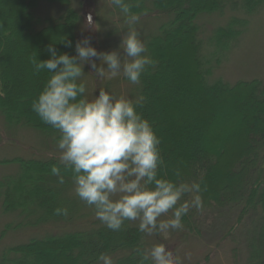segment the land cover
<instances>
[{"label": "trees", "instance_id": "obj_1", "mask_svg": "<svg viewBox=\"0 0 264 264\" xmlns=\"http://www.w3.org/2000/svg\"><path fill=\"white\" fill-rule=\"evenodd\" d=\"M47 1L68 7L42 25L41 0H0V144L9 127L27 126L54 144L66 141L78 155L74 161L49 154L9 161L20 168L0 177V206L11 216H2L9 222L0 241L12 231L62 230L5 247L0 264H154L142 228L149 216L161 238L152 204L177 215L184 235L194 232L191 217L197 210L235 216L224 239L246 241L231 248L233 263L264 264V81L209 83L213 65L204 54L209 46H217L216 55L220 47L229 48L248 25L243 15L264 0H109L121 21L143 14L170 18L147 43L144 66L100 84L114 164L144 207L121 212L114 211L105 180L91 162L107 153H96L88 87L80 79L81 11L72 0ZM227 7L239 15L216 27L211 40L200 37V15L222 14ZM120 79L132 82L135 96L123 112V128L112 118L104 92ZM82 185L92 189L94 204L79 200ZM128 214L142 222L127 224Z\"/></svg>", "mask_w": 264, "mask_h": 264}, {"label": "rangeland", "instance_id": "obj_2", "mask_svg": "<svg viewBox=\"0 0 264 264\" xmlns=\"http://www.w3.org/2000/svg\"><path fill=\"white\" fill-rule=\"evenodd\" d=\"M71 6L81 11L79 40L84 57L81 59L80 79L88 87L86 102L91 115L90 125L96 139V153L100 151L107 153V155L94 156L91 162L96 164V169L100 170L105 180L107 198L114 204V211L121 212L125 207L132 205H137L138 209L143 210L144 207L137 192L126 182L124 172L114 164L115 159L110 148L112 130L110 119L103 109L100 84L103 85L107 79L119 81L123 73L124 76L130 77L132 73L144 66L148 61L147 43L152 36L158 33L161 25L170 18L166 15L158 17L143 14L132 20H126L127 22L122 20V22L117 16L113 17L112 4L109 0H72ZM67 7V5L41 0L38 9L39 16L44 17L41 24L44 25L45 21L47 23V21L57 20ZM237 13L239 15V11L227 7L222 14L200 15L198 18L202 31L200 37L203 39L209 37L211 40L214 29L225 25L230 16ZM243 16L248 20V25L229 48L220 47L221 52L218 55H216L217 46L215 45L209 46L208 51L204 49L207 61L213 65V74L208 77L209 83L219 79L229 83L254 78L264 81V5L255 12ZM120 82L113 85L110 90L104 88V92L107 95V104L112 110V118L123 128L125 122L123 112L135 96L132 82L131 84L124 83L122 79ZM11 127L6 129L9 137H6L0 144V177L18 171L19 164L9 163L16 158L29 159L45 157L49 154L74 161L73 154L78 155L77 151L71 150L66 141L54 144L52 140L43 137L39 130L27 126ZM77 192L81 197L79 200L85 206L94 204L90 187L82 185ZM77 192H73L72 195ZM150 208L158 218L161 238L156 237V229L149 216L143 218L142 222L141 219L133 218L128 214L123 221L131 225L132 222L138 224L142 222L146 242L150 246V257L154 264H196L197 262L234 264L231 248L235 245L243 246L246 241L245 236L224 239L235 216L220 217L216 208L195 211L191 217L195 230L185 235L179 228L177 215L171 211H164L156 204H152ZM185 208L189 210L188 207ZM2 216L5 215L0 206V230L4 229L9 222L2 220ZM103 217L111 218L110 215ZM11 220L15 221L17 218L12 217ZM96 226L99 227V225L94 227ZM71 228L75 227H68L67 230ZM60 230L62 229L54 227L43 234L38 229L27 234L25 231L22 234L12 231L6 239L0 241L2 243L8 239L0 251L7 246L22 243L30 236L39 237L50 232L59 233Z\"/></svg>", "mask_w": 264, "mask_h": 264}]
</instances>
